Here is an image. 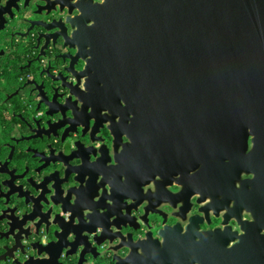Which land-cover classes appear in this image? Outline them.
Returning <instances> with one entry per match:
<instances>
[{"label": "water", "instance_id": "obj_1", "mask_svg": "<svg viewBox=\"0 0 264 264\" xmlns=\"http://www.w3.org/2000/svg\"><path fill=\"white\" fill-rule=\"evenodd\" d=\"M76 6L80 14L72 19L71 41L79 53L89 56L82 72L89 103L96 109L103 102L100 107L109 109L116 144L124 135L129 139L115 156L117 165L103 178L111 184L124 178L122 196L133 204L148 202L143 219L149 230L136 240L129 233L124 241L119 231L81 239L104 225L93 213L84 223L79 218L74 224V206L81 202H74V181L80 182L88 163L79 156L81 165L74 171V142H67L58 156L48 157L46 168L53 170L36 187L38 195L26 198L22 215L5 217L14 240L11 249L20 248L25 255L15 264H64L62 254L74 259L80 248L82 260L104 241L120 239L114 250L126 244L131 252L126 257L116 254V264L202 261L185 246L200 250L205 232L195 227L181 234L179 223L163 227L156 219L152 225L148 215L159 212L158 201H153L159 196L150 190L144 193V187L156 175L169 180L165 170H195L203 154L212 153L215 146L220 151L227 148L229 153L221 158L233 157L236 176L242 170L255 174L253 189L232 208H247L254 220L243 221L245 232L238 237L224 231L222 241L238 238L233 249L239 264L264 263V0H79ZM42 38L39 35L38 41ZM73 126L74 118L59 121L63 143L74 133ZM251 135L254 149L246 154ZM12 181L11 177L4 182L11 190ZM112 216L117 230L133 225L118 224V215ZM39 225L53 228L46 242L39 230H33ZM159 242L164 246L157 253L147 249ZM171 250L177 253L175 260L165 262Z\"/></svg>", "mask_w": 264, "mask_h": 264}, {"label": "flooded vegetation", "instance_id": "obj_2", "mask_svg": "<svg viewBox=\"0 0 264 264\" xmlns=\"http://www.w3.org/2000/svg\"><path fill=\"white\" fill-rule=\"evenodd\" d=\"M78 1L0 0V264H15V259L25 257L20 248L17 251L11 249L14 240L10 219L5 217L20 215L26 209V198L33 199L38 195L36 187L46 172L53 170V167L46 168L48 157L58 156L67 142H74V171L81 165L79 156L86 160V166L88 163L80 182L74 181V202L81 201L74 206V224L79 223V218L84 223L93 213L104 225L103 230L94 229L88 238L81 239L91 241L102 231H105L102 238L119 231V235L126 238L124 241H128L129 233L136 240L149 230L143 219L148 202L133 204L134 201L124 198V178L115 179V184L107 177L103 178L113 171V165H117L115 156L129 139L124 135L116 144L109 109L100 107L103 102L96 109L89 103L85 85L87 76L82 73L89 56L79 53L71 41L75 30L72 19L80 14L76 6ZM34 21L44 22L46 26L51 23L55 27L46 29L33 25ZM42 34L44 38L38 41ZM72 118L74 133H70L63 143V130L57 126L61 119ZM252 138L253 135L248 139L246 154L254 149ZM213 148L212 153L203 154L195 170L183 174L174 173V168L165 170L169 180L164 181L156 175L144 187V193L150 190L159 196L153 199L158 201L155 209L159 212H150L148 218L151 224L152 219H156L155 223L163 227L179 223L181 234L195 230V227L197 231L205 232L200 250L194 245L185 246L192 256L202 257V261L195 264H239L234 259L238 252L233 248L238 242L237 237L245 232L243 221H253L254 215L245 207L239 212L232 208L253 189L255 174L242 170L236 176L233 157L221 158L223 153H229L227 148L223 147V151L216 146ZM88 172H92L91 177ZM11 177L13 190L4 184ZM48 188H51L50 184ZM9 191L11 193L6 196ZM114 213L119 217L116 223L126 221L133 225L117 230L112 225ZM33 230L42 233L43 242L50 239L53 232V228L48 229L46 225L33 227ZM153 231L157 233L154 228ZM224 231L237 237L223 242ZM121 242V239L104 241L95 246L96 250L86 253L82 260L80 248L74 252V259L62 254L61 261L64 264H116V254L126 257L131 252L126 244L120 250H114ZM162 246L159 242L147 249L157 253ZM176 254L173 250L167 251L168 257L163 259L165 262L175 260Z\"/></svg>", "mask_w": 264, "mask_h": 264}]
</instances>
